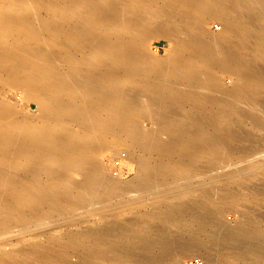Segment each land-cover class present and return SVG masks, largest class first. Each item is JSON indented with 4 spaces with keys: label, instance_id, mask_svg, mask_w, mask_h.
Listing matches in <instances>:
<instances>
[{
    "label": "bare ground",
    "instance_id": "obj_1",
    "mask_svg": "<svg viewBox=\"0 0 264 264\" xmlns=\"http://www.w3.org/2000/svg\"><path fill=\"white\" fill-rule=\"evenodd\" d=\"M261 58L264 0H0V264H264V212L224 218L233 179L264 168ZM208 165L231 169L192 176Z\"/></svg>",
    "mask_w": 264,
    "mask_h": 264
},
{
    "label": "rangeland",
    "instance_id": "obj_2",
    "mask_svg": "<svg viewBox=\"0 0 264 264\" xmlns=\"http://www.w3.org/2000/svg\"><path fill=\"white\" fill-rule=\"evenodd\" d=\"M223 26L222 22L217 20L216 18H210L207 21V30L213 33L219 32L221 30V27ZM166 39L163 37H153L148 40L146 48L147 50L157 56H161L165 54V45H167ZM160 54V55H159ZM259 62L264 65V59H260ZM230 78L227 79V84H230ZM19 95V96H18ZM5 96L8 97V99L12 102L17 101L20 98V94L17 93V95L9 94L7 91L5 93ZM19 97V98H18ZM261 98L259 99V105L264 107V96H260ZM36 108V107H34ZM147 123H146V121ZM143 119V124L147 126L149 124V121L147 118ZM145 122V123H144ZM253 132L256 134H264V131H261L259 129H253ZM133 149L122 143V142H115L113 149L110 150L106 156H105V163H107V169H109V174L114 177V179H119L117 181L119 182H125L128 181L129 179H132L131 177L135 176L136 174V166L133 161ZM260 158H264V149L263 152L260 153L259 155ZM119 161V164L117 162ZM261 161H264L262 159ZM210 162H206L205 164H209ZM233 165V164H232ZM231 168H228L226 166H218V167H211L210 165L207 166L205 169V172L198 171L197 169L194 170L192 169L191 174L195 178H200L203 177L206 180H211L218 175L224 176V175H229L228 171ZM260 173L259 178L257 179H248L247 175H249L247 172H243L240 175H238V179H233V182L231 183L233 187L236 188V191L242 194L241 197L237 198H229L226 200L227 203H229V207L226 210L225 213V220L228 221L231 224H234L239 220L240 218V211L244 209V206H250L252 209L260 210L264 212V191L259 190L258 186H264V168L260 171H258V174ZM179 185V184H178ZM176 186V188L181 189L184 187L183 184ZM173 185L172 187H174ZM181 186V187H180ZM219 186L224 187L225 186V181H219ZM259 190V191H257ZM151 206L149 203L142 204L136 211L132 210H123L117 215H113V218L118 220V221H124L125 219H129L134 217L136 214L138 215V212H144L150 209ZM138 211V212H137ZM239 211V212H238ZM110 214V213H109ZM136 215V216H137ZM100 218L99 215L92 216V220L98 221ZM149 218L147 219L148 222ZM151 220V219H150ZM153 220L148 223L152 225ZM73 227V228H72ZM70 229H77V226L75 224L72 226ZM9 234H3L0 235V253L2 251L8 252L10 248L13 247V244H8L5 242L6 236ZM75 260V257L73 258ZM129 261H126V264H130ZM106 264H112L111 262H106ZM183 264H204L203 262V256L200 254H190L187 255L183 259Z\"/></svg>",
    "mask_w": 264,
    "mask_h": 264
},
{
    "label": "built area",
    "instance_id": "obj_3",
    "mask_svg": "<svg viewBox=\"0 0 264 264\" xmlns=\"http://www.w3.org/2000/svg\"><path fill=\"white\" fill-rule=\"evenodd\" d=\"M117 164H119V161L117 162Z\"/></svg>",
    "mask_w": 264,
    "mask_h": 264
}]
</instances>
